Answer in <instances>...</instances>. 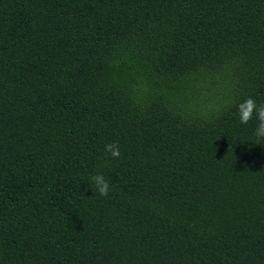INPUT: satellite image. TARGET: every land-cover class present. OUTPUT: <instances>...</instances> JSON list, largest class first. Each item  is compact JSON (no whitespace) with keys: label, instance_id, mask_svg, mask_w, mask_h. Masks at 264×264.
Listing matches in <instances>:
<instances>
[{"label":"trees","instance_id":"16d2710c","mask_svg":"<svg viewBox=\"0 0 264 264\" xmlns=\"http://www.w3.org/2000/svg\"><path fill=\"white\" fill-rule=\"evenodd\" d=\"M248 97L264 0H0V264H264Z\"/></svg>","mask_w":264,"mask_h":264},{"label":"clouds","instance_id":"9594fccd","mask_svg":"<svg viewBox=\"0 0 264 264\" xmlns=\"http://www.w3.org/2000/svg\"><path fill=\"white\" fill-rule=\"evenodd\" d=\"M254 113L258 121L255 135L258 139L264 138V104L258 106L252 97H248L238 105V114L241 124H247L249 120L252 119ZM104 150L114 159L120 156L119 145L116 142L106 144ZM89 186L92 191L94 190L100 196H107L109 193V182L102 173L91 175L89 177Z\"/></svg>","mask_w":264,"mask_h":264}]
</instances>
